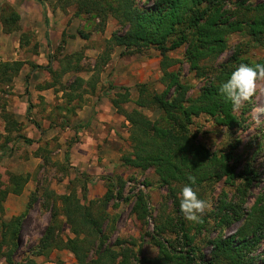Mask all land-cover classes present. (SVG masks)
I'll return each mask as SVG.
<instances>
[{"label": "trees", "instance_id": "trees-1", "mask_svg": "<svg viewBox=\"0 0 264 264\" xmlns=\"http://www.w3.org/2000/svg\"><path fill=\"white\" fill-rule=\"evenodd\" d=\"M57 3L63 11L74 5L73 16H84L92 21L93 26L88 32L78 30L84 39H88L93 31L103 32L109 18H113L118 25V29L105 39L104 48L92 68L93 77L86 80L75 76L62 86L67 111L74 112L75 108L80 107L85 93L95 92L96 83L92 80H98L114 46L123 48L121 56L143 54L148 48L159 52V79L164 88L160 92H147L145 83L137 84L139 95L135 104L138 107L148 105L158 108L161 118L152 121L136 108L131 111L123 108L121 103L127 102L130 97L128 87H120L123 92H115L111 102L130 124L128 139L131 150L121 155L122 164L140 171L152 168L160 185L168 191L172 212L153 215L148 207V196L141 189L134 195L123 197L127 179L121 175L109 176L105 192L93 199L87 198L89 178L85 174L71 180L69 192L64 194L56 193L48 185H37L30 192L23 212L8 219L0 215V257L4 258L6 264H38L35 257L48 258L54 249H66L73 255L74 264H255L252 252L264 242V193L259 194L248 209L244 208V204L256 172L251 167L235 172L231 153L210 150L196 139L197 133L192 130V126L196 117L206 115L217 125L228 129L239 127L245 119L248 102L239 112L234 110L231 101L219 93V87L240 64L252 67L258 63L264 64V55L252 61L242 56L240 50H235L226 61L213 68L199 93L191 97L188 95L190 84L182 81L179 70L170 69L177 60L168 53L184 46V61L191 71L203 77L206 72L201 62L220 56L227 49V38L232 33L243 31L264 47V2L152 0L148 4L139 3L138 0H58ZM0 22L5 33L19 30V15L7 4L0 6ZM65 37L63 31L55 53L62 50ZM28 38L29 33L23 32L20 42ZM82 53L80 49L65 53L60 58L53 54V62H57L55 68L52 61L46 66L33 65L45 69L52 77L40 87L55 86L57 76L82 70ZM22 64L21 61H0V87H10ZM82 85L85 88L79 90ZM2 91L7 90L3 88ZM73 99L77 101L69 108L68 104ZM1 110L5 131L11 132L19 122L5 110L4 105ZM73 128L76 133L81 127L76 125ZM23 141L31 144L35 140L23 137ZM41 151L42 148L38 147L34 155L40 156L44 164L48 157ZM65 161L68 163L66 158ZM189 175L195 176V184L188 180ZM237 177L240 180L235 188L237 199H228L224 193L223 197H218L217 204L207 216H202V222L185 221L180 212L178 196L185 185L194 189L204 182L221 179L233 185ZM29 178V173H8L6 182H0V212L3 211L2 203L8 193L20 194ZM77 184L80 195L75 188ZM37 200H40L44 210L49 211V221L33 254L15 260L22 221ZM120 202L132 203L130 211L141 226H145L148 218L152 217L153 230L143 231L138 238L116 237L110 241L117 215L112 214L109 208H117ZM175 217L178 218L177 223L173 222ZM238 221L239 225L233 234H222L224 228ZM194 226L196 231L206 227L219 231L209 240L212 250L208 257L193 244L194 235L190 234V230ZM179 232L181 242H178ZM167 233L171 236H166ZM173 234L177 237H172ZM145 243L157 249L156 255L142 253Z\"/></svg>", "mask_w": 264, "mask_h": 264}, {"label": "rangeland", "instance_id": "rangeland-1", "mask_svg": "<svg viewBox=\"0 0 264 264\" xmlns=\"http://www.w3.org/2000/svg\"><path fill=\"white\" fill-rule=\"evenodd\" d=\"M225 1L229 2L236 0ZM247 1L253 4L264 2V0ZM138 2L150 4L152 0H138ZM4 4L11 6L7 2L2 3V5ZM57 4L58 3L56 2V5ZM68 7L70 10L73 8L75 10L74 5H70ZM80 17H82L81 19L83 21L81 20V23H83L84 28L80 23L78 30L88 32L93 26L92 21H90V19L87 20L84 16ZM107 22L108 24L106 23V28L108 26L109 34H111L113 30L118 29V25L113 18H109ZM101 33L103 32H100L99 36H97L95 39H88L84 46L80 48L83 50L82 59L80 61L82 70L77 73L67 72L61 76H57L55 85L57 90H61L62 86L72 81L75 76L83 77L86 80L93 77V65L105 45L106 38L102 37ZM227 43V49L220 56L214 59H206L201 62V64L205 66L206 72V75L203 77L197 76L194 71H191L189 69L188 63L184 61V46L168 53L170 57L177 60V62L172 65L170 69L179 70L182 81L190 84L191 86L188 93L189 96H196L206 81V77L211 74L213 68L226 61L235 50H240V54L242 56L247 57L252 61L257 60L264 55V47L262 44L250 39V37L243 31L230 34L227 38ZM118 47L119 46H114L112 48L110 52V58L108 62L102 67V70L98 76V80L92 81L96 83V86L101 84L103 87L113 89V95L117 91L123 92V89H120V87H128L130 92L129 100L127 102L121 103V106L127 111H131L136 108L141 113L149 117V119L152 121L160 119L161 111L158 108L148 105L138 107L135 104V99L139 95L136 86L137 84L145 83L147 85V92H160L164 88L163 83L159 79L161 75L159 68V52L154 48H148L143 54L121 56L120 52L123 50V48L119 49ZM53 54H56V58H59V53L57 54L54 52ZM56 66L57 62L54 61L53 67L55 68ZM111 75L112 79H109V76L111 77ZM51 79L52 77H50V80ZM117 82H119V84ZM12 84L13 81L9 88L6 85L0 87V182H6L8 173H16L15 170H23L26 167H30L31 165L27 163V160L29 159L30 155L35 156L34 151L40 147L42 148L41 153L48 157V160L43 164L42 158L39 156L41 161L38 164L37 169L33 173L29 174L33 177L35 187L37 185H48L50 187L51 183L54 180L60 179L62 173H64V165L59 161V155H61V152L57 150L60 144L58 140L62 132L67 131L66 127L73 128V126H76L75 122H72L74 119H68L67 122H65L63 119V116H68L67 113L73 115V112L67 111V109H65V98H63L61 101L58 100L62 95H57L53 99L54 108L51 111L52 114L47 115V111L44 109L39 113L37 112L38 114H34V112L30 110L29 115L35 116L33 117L35 119H29L26 115L25 117L29 123L33 124L32 128L35 129L34 132H38L39 128L37 127V124L33 123V121L35 122L36 118L39 116L42 118L44 116L47 117L45 124L48 125V128L44 135H40L38 139L33 138L35 141L31 144H27L23 141V137H26L25 134L27 133L25 130L26 125L19 123L17 128L13 129L11 132H7L4 128V120L1 117V107L3 105L6 111L12 113L9 108L7 109V106L11 101L12 92L10 89ZM3 88L7 91H2ZM84 88L85 85H82L79 90H83ZM83 100L86 101L87 99L83 98ZM72 101L75 103L77 99H73ZM71 102L69 104H71ZM247 106V112L244 114L245 119L243 123L237 128L228 129L224 126L217 125L210 117L206 115L196 117L192 126V130L197 133L196 139L204 143L210 150L231 153L233 156V162L235 164V172H241L245 167H251L253 171L256 172L253 184L248 188L247 194L245 196L246 202L244 204V208L246 209L250 207L259 194L264 193V112H256L257 109H264V81H258L257 91L252 97L251 101L247 103ZM32 107L33 105L31 104L30 109H32ZM64 111L65 113H63ZM237 111L239 112L240 109ZM257 114L259 115V119L261 121L260 124H257L253 118L254 115ZM124 127H126L128 132L127 138L125 139L126 144L130 147V142L128 139L130 127L129 122L127 125H124ZM130 150L126 149L122 151L121 155ZM130 169V172L125 175L127 181L125 183L122 196L125 197L134 195L138 189H141L148 196V207L151 209L153 215L157 213L162 215L171 214L172 203L167 196L168 191L165 186L160 185L158 177L154 173L153 169L149 168L146 171H140L139 169L135 168ZM21 174H25V172H22ZM146 182L148 185H146ZM239 183L240 180L238 177L233 185L225 183L224 179L219 181L204 182L194 188V191L197 192L198 198L204 199L210 203L212 210V208L217 204L218 197H223L224 193L227 194L228 199H237L238 195L236 194L237 192L235 188ZM178 196H180V193H178ZM131 204V202H120L117 208H109L112 214L117 215L115 229L110 235V241H113L116 237L138 238L143 231L148 230L151 232L153 230V218L149 217L148 223L145 226H141L140 222L130 211ZM25 207L26 205L24 206V210ZM209 212L210 211H207L203 216H207ZM4 214L5 211L0 212L2 217ZM48 221L49 211H46L41 207L40 200L35 201L33 207L28 211L22 221L21 235L18 239L19 247L14 255L15 260H20L23 257L33 254V249L35 248L36 243L43 233ZM185 221L190 223L186 219ZM173 222L177 223L178 218L175 217ZM209 222L211 224L212 220ZM238 225L239 221L234 222L232 225L224 228L222 234L224 236L233 234ZM218 232L219 231L217 229H213L212 227H206L200 231H196L195 226L191 228L190 234L194 235L193 244L197 246V248L205 255V257L210 256V252L212 250V245L209 243V240L214 238ZM166 236L171 235L170 233H167ZM174 236L177 237V235L173 234L172 237ZM179 236L180 232L178 235V242H181V238ZM145 239L148 240L147 237H145ZM178 246L181 247V244H178ZM142 253L147 256H154L157 253V249L149 243H145L142 245ZM252 255L255 257V264H263V241L252 252ZM0 262L1 264H6L3 257H0ZM55 262H57V264H67L65 263V259L60 258H56Z\"/></svg>", "mask_w": 264, "mask_h": 264}, {"label": "crops", "instance_id": "crops-1", "mask_svg": "<svg viewBox=\"0 0 264 264\" xmlns=\"http://www.w3.org/2000/svg\"><path fill=\"white\" fill-rule=\"evenodd\" d=\"M4 2L9 3L17 11L19 30L5 33L0 22V61L23 63L14 77L10 89L11 101L7 109L11 110L19 123L26 125V137L38 139L40 135L47 132L48 125L45 124L47 117L39 116L35 122L33 121L39 128L38 132H34L33 124L27 121L25 115L33 120L35 116L29 115L30 110L38 114L43 109L47 111V115L52 114L53 99L57 95H62L63 91L57 90L56 86L41 88L42 84L50 81V76L45 69L33 67V65L46 66L49 61L53 64L52 55L61 40L63 31L66 37L63 49L58 54L59 58L65 53L79 50L88 39H95L100 33L93 31L88 39L82 38L78 33L82 17L73 16L74 8L70 10L67 7L66 11L61 10L56 5L57 0H0V6ZM81 24L83 27V23ZM23 32L29 33V38L21 43L20 35ZM101 34L104 38L110 37L108 26ZM109 79H112V75ZM112 90L101 84L97 85L94 93L84 94L83 98L87 100H84L80 107L75 108L73 115L67 113L68 116H63L65 121L74 119L72 122L81 128L75 133L74 128L66 127L67 131L62 132L59 137L60 144L57 150L61 152L59 161L64 165V173L60 179L54 180L50 185L56 193H68L69 182L85 174L89 178L87 198H97L105 192L109 176L125 177L130 172L131 167L123 166L120 159L122 151L130 150L125 140L128 132L124 127L128 122L112 104L111 99L114 97ZM60 97L58 100H63V97ZM30 103L33 105L32 109H30ZM72 103L74 101L68 104L69 108L76 102ZM40 161L39 156L30 155L27 163L31 166L23 170H15V172L33 173ZM34 187L35 183L31 175L20 194L8 193L3 202V211H5L3 218L8 219L22 212L27 204L28 195ZM75 188L80 195L79 184ZM56 258L65 259L67 264L75 263L73 255L66 249H54L48 258L37 256L35 260L38 264H57Z\"/></svg>", "mask_w": 264, "mask_h": 264}, {"label": "clouds", "instance_id": "clouds-1", "mask_svg": "<svg viewBox=\"0 0 264 264\" xmlns=\"http://www.w3.org/2000/svg\"><path fill=\"white\" fill-rule=\"evenodd\" d=\"M258 81H264V64L254 67L240 64L230 75V78L219 87V93L231 101L234 110H239L245 102L251 101L258 87ZM257 113L264 109H257ZM254 120L260 124L259 115H254ZM188 180L195 184V176L189 175ZM180 212L189 222H202V216L211 210L208 201L198 198L197 192L190 185H185L180 193Z\"/></svg>", "mask_w": 264, "mask_h": 264}]
</instances>
